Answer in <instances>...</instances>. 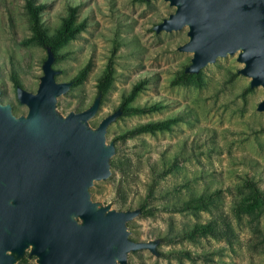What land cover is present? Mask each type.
<instances>
[{
  "label": "rangeland",
  "instance_id": "374dc122",
  "mask_svg": "<svg viewBox=\"0 0 264 264\" xmlns=\"http://www.w3.org/2000/svg\"><path fill=\"white\" fill-rule=\"evenodd\" d=\"M45 4L41 20L49 36L60 27L69 7L77 8L76 22L86 28L60 47L53 68L57 82H74L57 99L59 111L87 109L101 88L99 80L113 62V81L93 119L122 109L132 87L144 89L129 107L159 105L147 115L123 111L107 129L116 154L111 176L90 189L93 201L113 203L117 211L141 209L128 223L130 239L161 240L159 258L148 251L129 255L128 264H264V206L250 204V183L264 194V113L256 111L264 89H251L238 74L236 56L217 59L201 70L202 86H172L171 81L190 64L191 54L177 48L187 42V29L156 34L153 27L174 12L163 0H38ZM25 0H0V102L13 114L27 113L16 98V86L35 93L46 59L44 46H23L31 32ZM91 63L81 83L78 72ZM15 79L17 83L13 80ZM176 119L170 131L141 134L128 140L118 136L148 122ZM112 166V165H111ZM170 173L164 176V172ZM214 195L204 211L173 212L200 196ZM212 222L210 234L193 239L176 237ZM188 253L190 258L179 255ZM19 264H34L24 259Z\"/></svg>",
  "mask_w": 264,
  "mask_h": 264
},
{
  "label": "water",
  "instance_id": "95a60500",
  "mask_svg": "<svg viewBox=\"0 0 264 264\" xmlns=\"http://www.w3.org/2000/svg\"><path fill=\"white\" fill-rule=\"evenodd\" d=\"M149 2L150 0H142ZM174 12L153 31L187 29L178 52L191 54L185 75H198L217 59L236 56L251 89H264V0H163ZM35 93L16 86L27 113L16 116L0 102V264H128L148 251L159 258L161 240L130 239L128 223L141 209L117 211L92 200L90 189L112 174L116 154L107 129L123 111L92 127L103 92L80 112L62 114L57 99L74 82H57L51 45ZM1 94V93H0ZM256 111L264 113V100Z\"/></svg>",
  "mask_w": 264,
  "mask_h": 264
},
{
  "label": "trees",
  "instance_id": "16d2710c",
  "mask_svg": "<svg viewBox=\"0 0 264 264\" xmlns=\"http://www.w3.org/2000/svg\"><path fill=\"white\" fill-rule=\"evenodd\" d=\"M25 13L27 15L29 28L31 35L29 38L22 41L23 46L31 45H51L54 54L56 51L62 47L67 42L74 40L77 36L86 28L85 22H76L77 18V8L69 7L68 14L66 17L62 18L60 27L57 29L56 33L53 36H49L41 20V15L44 9L46 8L45 4L39 2L38 0H25ZM91 70V63L88 62L76 75L75 82L81 83L87 77ZM114 69L113 62L110 60L105 68L103 75L99 80L100 90L106 91L109 89L113 81ZM15 83L17 81L13 79ZM145 81H141L135 84L130 90L129 94L124 97L122 109L126 115H147L153 112L159 111L162 107L159 105H151L145 107H129L128 104L134 100V98L144 89ZM172 86H202V76L201 73L198 75H185L182 72H179L177 77L171 81ZM177 122L176 119H166L155 122H148L134 127L131 130L126 131L122 135L118 136L119 140H128L139 136L141 134H153L156 132L170 131L172 126ZM115 162L112 160L111 165L114 166ZM170 171L164 172V176L168 175ZM251 190L249 200L251 206L254 204H260L264 206V194L261 193L256 187L255 184H248ZM214 195H209L207 197L200 196L183 203L180 207H175L172 209L173 212H188V211H204L212 204ZM212 222H209L205 225L195 226L191 231L184 232L177 235L178 240L182 239H193L196 236H202L210 234L213 230ZM179 255L190 258L188 253H180Z\"/></svg>",
  "mask_w": 264,
  "mask_h": 264
}]
</instances>
